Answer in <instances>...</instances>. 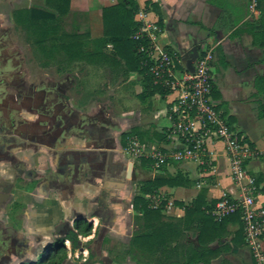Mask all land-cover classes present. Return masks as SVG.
Here are the masks:
<instances>
[{
  "label": "crops",
  "instance_id": "obj_1",
  "mask_svg": "<svg viewBox=\"0 0 264 264\" xmlns=\"http://www.w3.org/2000/svg\"><path fill=\"white\" fill-rule=\"evenodd\" d=\"M250 1L135 0L138 13L143 10L147 21L161 28L158 46L180 56L183 67V57L194 48L214 50L211 100L255 150L248 171L264 204V49L253 44L245 27L260 19L259 9L257 14L250 11ZM29 2L0 0V246L7 247L15 235L40 246L77 232L75 221L83 220L93 230L79 235L85 247L75 255L66 242L73 264H88L90 253L96 255L94 264H119L108 256L106 245L111 243L123 254L121 264H159L160 253L150 255L133 244L148 233L143 210L134 203L142 184L156 177H183V186L166 185L145 196L147 207L149 196H164L161 223L179 224L202 191L204 212L224 195L238 198L223 145L213 146L216 157L210 169L172 162L155 170L151 162L136 163L127 151L133 136L164 151L176 145L168 136L172 96L146 87V74L130 53L118 56L112 44L102 46L103 10L118 0ZM138 13L135 21L142 25ZM45 15L49 18L39 19ZM47 23L54 36H81V52H57L42 64V55L50 54L33 39ZM23 34L35 49L34 58L24 56ZM183 225L165 248L181 252L169 264H185L183 248L200 246L199 221L187 230ZM241 229L240 219L233 216L221 230H209L204 246L216 252L211 264H257ZM163 260L160 264H167Z\"/></svg>",
  "mask_w": 264,
  "mask_h": 264
},
{
  "label": "built area",
  "instance_id": "obj_2",
  "mask_svg": "<svg viewBox=\"0 0 264 264\" xmlns=\"http://www.w3.org/2000/svg\"><path fill=\"white\" fill-rule=\"evenodd\" d=\"M250 11L258 13V0L250 1ZM138 20L142 24L133 36L138 43V53L145 56L144 65L156 87L168 92L172 101L168 111L171 123L169 137L176 145L169 151L156 146L142 144L133 136L129 139L127 151L136 163L151 162L155 170H161L170 163H192L202 170L210 169L215 162L213 146L222 144L230 162V175L240 190L238 198L224 195L218 202L206 209V214L216 221L241 215L244 239L252 258L257 264L264 263V204L258 201L256 180L247 163L256 152L244 137L229 124L216 109L211 98L214 91L212 64L213 49H204L194 63V72L182 66L180 56L158 46L162 30L157 23L147 21V15L140 10ZM178 66H182L179 69ZM148 208H162L164 196H149ZM173 203L169 202V206ZM71 257V255H70Z\"/></svg>",
  "mask_w": 264,
  "mask_h": 264
},
{
  "label": "trees",
  "instance_id": "obj_3",
  "mask_svg": "<svg viewBox=\"0 0 264 264\" xmlns=\"http://www.w3.org/2000/svg\"><path fill=\"white\" fill-rule=\"evenodd\" d=\"M258 9L260 11V19L254 23H248L245 27L247 32L253 37V44L257 47L264 49V0H258ZM139 7L135 0H118L116 6L106 8L103 10V24H104V38L101 41L103 47H107L108 44H112L115 48V54L122 56L124 52L130 53L131 58L136 66H141L143 73L146 74V87L149 85L155 91H159L163 95H168V92L156 87L153 84V79L149 74V68L144 65L145 56L138 53V43L131 37H133L140 29V24L135 21V16L138 13ZM42 16V15H41ZM31 17L35 20L33 15ZM49 16L45 15L39 19H48ZM41 33V51L44 53H51V49L43 47L46 33L44 30H39ZM77 34H73L68 37L70 40L69 44L65 46V52L70 55L79 54L81 52V43L78 40ZM59 53L55 50V53ZM182 69V66H178ZM153 91V94L155 93ZM149 163V161H144ZM169 185L171 187H181L184 185L183 177L177 175L175 177H156L153 180L144 182L140 188L141 196L135 198L136 208L143 210V220L145 221V228L148 229V233L141 234L134 239V246L140 249L142 252H148L150 255H161L163 261H167L169 264L171 258H175L176 255H180V249H165L168 245L176 240L179 233V224H183L184 230L190 229L191 225L195 221H199L200 227L198 230V240L200 243L199 247L194 245L185 246L183 248V259L185 264H211V258L215 256L216 252H213L210 248L204 246L205 238L211 228L214 230H221L225 223L230 220L233 216L240 219V214H234L231 217L223 220L222 222L216 221L210 215H206L203 207H205V191H202L194 202L193 207L187 208L184 219L179 221V224L173 223H161L162 215L160 210H151L147 207V201L145 196L152 195L157 192L160 188ZM257 185V184H256ZM216 202L213 204L215 205ZM210 209V207H208ZM207 208V209H208ZM242 224V234L244 239V228ZM75 231L70 232L66 237L56 240L51 246L46 248L45 244L40 246L35 245L33 248L23 251L21 256L20 264H73L69 257V251L66 247V242H70V251L72 255H75L77 251L85 247V244L79 239V235L87 236L92 230L93 226L84 222L83 220L75 221ZM238 231V233H241ZM235 241V240H234ZM34 249V250H33ZM66 252L64 256L60 254ZM162 259L158 260L159 264ZM9 264V263H8ZM171 264V263H170Z\"/></svg>",
  "mask_w": 264,
  "mask_h": 264
},
{
  "label": "rangeland",
  "instance_id": "obj_4",
  "mask_svg": "<svg viewBox=\"0 0 264 264\" xmlns=\"http://www.w3.org/2000/svg\"><path fill=\"white\" fill-rule=\"evenodd\" d=\"M33 2L32 0H30L29 2V5H32ZM42 30L45 31L46 33V38L44 40V43H43V47L46 48V49H51V53L50 54V57H47V56H43L42 57L44 58V61H40L42 64L46 63V64H49L50 63V58H54L55 56H57L58 54L60 53H65V47L62 46L63 43L65 42H69V38L70 36L66 35V34H61V36H54L53 35V30L50 26L49 23H47L46 25H44V27L42 28ZM23 39H24V44L23 47H25V57H29V56H33V53L35 54V49L33 48L32 45L28 44L26 39H25V35L23 34ZM22 36L20 35V39H22ZM41 33H38L33 40H35L36 42L40 43L41 42ZM59 41L63 42L61 45L60 44H57L59 43ZM27 43V44H26ZM57 44V45H56ZM67 44V43H66ZM41 45V43H40ZM59 45V46H58ZM38 47H39V44H38ZM39 50H40V47H39ZM55 50H58L60 53L58 54H55ZM34 58V56H33ZM54 70V68H52ZM165 126L169 125V123L167 122V120L165 119L164 123H163ZM136 162V161H135ZM139 164V163H138ZM189 164H192V163H189ZM140 165V164H139ZM193 165V164H192ZM195 165V164H194ZM247 166H248V163H247ZM107 249H109V257L114 260L115 258H118V262L119 264H121V262L119 260H124L123 258V254H121L120 252H118V249H119V246L115 245V244H107L106 245ZM66 254V252H62L60 255L61 256H64ZM74 257V256H73ZM76 261L75 262H79L81 259H75ZM14 264H18L17 263H14Z\"/></svg>",
  "mask_w": 264,
  "mask_h": 264
},
{
  "label": "flooded vegetation",
  "instance_id": "obj_5",
  "mask_svg": "<svg viewBox=\"0 0 264 264\" xmlns=\"http://www.w3.org/2000/svg\"><path fill=\"white\" fill-rule=\"evenodd\" d=\"M7 98H10V96H7ZM31 99H25L23 98L21 101H30ZM32 110V107L30 108V111ZM16 237L13 238L14 240L10 239V243L8 244L7 247H4V246H0V248H2L3 250L0 251V260L1 259H5V260H8L7 263L9 264H14V263H17L20 264V262L22 261L20 258V254L23 253V251H27L28 248H33L35 247V244H33V242H31V239L27 238V237H24V238H20L17 237V235H15ZM58 240V239H56ZM55 240V241H56ZM54 240L53 241H49L48 243H46V248L48 246H51L53 242H55ZM2 244V243H1ZM4 245V244H3ZM37 247V245H36ZM5 248V249H4ZM34 250V249H33ZM95 254L93 253H90V256L88 258V260L86 261V263L88 264H94L92 263V261L95 259ZM1 262V261H0ZM110 264V263H108Z\"/></svg>",
  "mask_w": 264,
  "mask_h": 264
},
{
  "label": "water",
  "instance_id": "obj_6",
  "mask_svg": "<svg viewBox=\"0 0 264 264\" xmlns=\"http://www.w3.org/2000/svg\"><path fill=\"white\" fill-rule=\"evenodd\" d=\"M199 57L198 48H194L191 52L187 53L183 59L187 61V69L189 72H194V63Z\"/></svg>",
  "mask_w": 264,
  "mask_h": 264
}]
</instances>
